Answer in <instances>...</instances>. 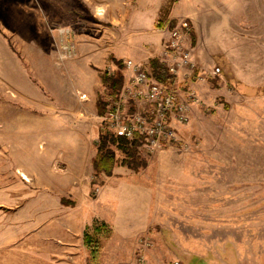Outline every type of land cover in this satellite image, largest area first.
<instances>
[{"label":"rangeland","instance_id":"rangeland-1","mask_svg":"<svg viewBox=\"0 0 264 264\" xmlns=\"http://www.w3.org/2000/svg\"><path fill=\"white\" fill-rule=\"evenodd\" d=\"M132 3L136 18L122 28L118 17L99 21L74 0H0V181L14 164H52L62 208L48 215L62 218L69 244L79 246L82 232L96 240L89 264H264V0ZM184 21L196 69L176 87H192L198 104L176 127L179 143L153 153L136 147L133 167L110 145L111 175H94L107 132L97 103L109 101L97 79L116 71L107 53L147 48ZM60 29L75 45L63 61ZM152 59L137 64L149 71Z\"/></svg>","mask_w":264,"mask_h":264},{"label":"crops","instance_id":"crops-1","mask_svg":"<svg viewBox=\"0 0 264 264\" xmlns=\"http://www.w3.org/2000/svg\"><path fill=\"white\" fill-rule=\"evenodd\" d=\"M74 1L80 3L93 17H102L97 18L100 19L99 21H107L111 25L114 23V17L119 18L118 21L120 20L122 28L130 22L131 17L136 18L134 14L137 7L133 5L132 0L128 2L126 0ZM158 12H160L159 7L155 23L158 19ZM167 16L168 19H171L175 18L177 14L172 9ZM161 39L166 40L167 37L156 33L154 43L148 45L147 48L143 47L141 43L140 46L129 48L125 52L114 46L107 53L106 58L113 57L116 60L124 59V61L126 59L134 63H140L144 59L146 61L151 58L162 60L163 41ZM125 72L124 84L129 79V73ZM99 83L100 79H97L98 86ZM13 159L15 160V156ZM41 168L42 166L34 168L29 166L20 169L19 165L16 167L14 164L13 171L9 169L7 172L11 178H8L5 184L0 181V190L7 193L0 196V264H11L13 257L16 258L15 264H89L88 248L83 244V232L78 236L79 246L69 244L68 237L70 235L64 238L61 232L62 218H57L56 212L53 213L55 216L48 215L49 210L52 209H58L61 214V196H58L56 190L58 177L61 175L53 173L52 164L44 166L42 171ZM0 176H3L1 172ZM48 193L50 194L49 201ZM102 194H104V190H102ZM51 223L59 226L58 234L57 228L54 229V233L48 232L47 225ZM85 227L86 225L83 230ZM126 236V231H123L121 239L124 240ZM64 247L69 250L67 259H73L76 253V263L72 259L68 260H72L71 262H64Z\"/></svg>","mask_w":264,"mask_h":264},{"label":"built area","instance_id":"built-area-1","mask_svg":"<svg viewBox=\"0 0 264 264\" xmlns=\"http://www.w3.org/2000/svg\"><path fill=\"white\" fill-rule=\"evenodd\" d=\"M177 2L182 0H175ZM189 25L186 21L169 31L162 46V60L175 81L163 85L151 78L141 64L125 60L124 70L129 79L114 99L107 101L106 110L99 116L105 130L115 137L133 140L139 137L140 146L153 153L164 146L179 143L176 127L187 125L192 109L198 104L196 92L191 87L179 90L177 79L191 77L196 69L190 49L185 45ZM58 60L75 55V45L67 29L58 30ZM216 72H219L216 69ZM201 80V77H198ZM80 99H86L81 95Z\"/></svg>","mask_w":264,"mask_h":264},{"label":"trees","instance_id":"trees-1","mask_svg":"<svg viewBox=\"0 0 264 264\" xmlns=\"http://www.w3.org/2000/svg\"><path fill=\"white\" fill-rule=\"evenodd\" d=\"M109 60L116 67V71L112 73L103 72L99 75L100 84L105 88L107 97L114 99L118 96L122 86L124 85V75L122 70L124 69L123 62L116 60L113 57H109ZM149 73L152 79L163 85L172 84L175 79L168 73L166 65L158 59H152L149 61ZM107 102L99 100L97 103V115L102 116L106 110ZM140 138L135 137L129 141L122 137H115L113 134L106 132L104 135H100L98 138L96 153L91 161V167L94 175L103 174L110 176L115 165V155L109 146H115L123 155L122 164L127 167H133L131 162L136 151V147L140 146ZM101 227L105 228L104 225ZM87 231V230H86ZM84 243L86 244L91 260H96L99 253L98 243L89 236L87 232H84Z\"/></svg>","mask_w":264,"mask_h":264}]
</instances>
